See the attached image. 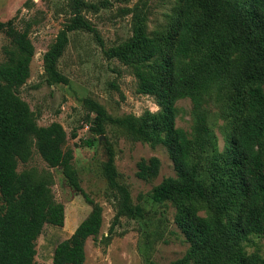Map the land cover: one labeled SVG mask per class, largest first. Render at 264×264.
<instances>
[{"label":"trees","instance_id":"trees-1","mask_svg":"<svg viewBox=\"0 0 264 264\" xmlns=\"http://www.w3.org/2000/svg\"><path fill=\"white\" fill-rule=\"evenodd\" d=\"M142 1L144 6L149 2ZM146 21L144 11L132 38L111 47L108 55L131 68L137 91L153 96L160 110L116 121L134 139L167 149L176 175L156 185L152 198L172 202L175 222L190 243L182 258L150 264H264L258 251L247 250L255 236H264V0H181L163 31L150 32ZM84 27L90 28L82 17L75 18L44 54L48 83L67 82L58 62L68 33ZM0 32L10 39L0 63V264H34L44 226L65 223V206L52 192V174L18 170L20 162L31 159L34 146L92 205L72 235L57 244L52 260L84 264L86 242L98 238L104 208L81 184L64 126L58 121L40 125L20 96L35 55L29 28L18 29L12 18L0 20ZM183 98L193 102L191 133L176 124L177 101ZM88 105L96 113L92 130L104 134L110 119L105 108L92 100ZM213 107L224 121L222 151L210 123ZM138 168L140 178L152 180L161 161L141 159ZM106 169L115 181L112 153ZM121 190L119 214L138 215L142 209L133 206L126 187Z\"/></svg>","mask_w":264,"mask_h":264},{"label":"rangeland","instance_id":"rangeland-1","mask_svg":"<svg viewBox=\"0 0 264 264\" xmlns=\"http://www.w3.org/2000/svg\"><path fill=\"white\" fill-rule=\"evenodd\" d=\"M180 1L149 0L144 6L142 0H0V20L14 18L18 29L28 27L35 46L31 74L20 88V96L30 104L40 125L58 121L64 126L81 184L104 208V224L98 238L90 237L86 242L84 264L170 263L182 258L190 247L175 222L172 202H155L152 198L156 185L176 175L167 149L162 144L134 139L116 121L132 115L142 117L148 111L155 113L160 107L153 96L137 91L131 68L108 55L111 47L132 38L137 17L144 11L150 32L166 29ZM78 17L90 28L68 33L69 43L58 62L67 82L50 84L44 54L60 31ZM9 43L8 36L0 32V63L6 58L4 49ZM88 100L101 104L110 118L104 123V134L92 130L96 113ZM177 107V126L191 133L193 102L183 98L177 101ZM210 123L222 151L226 145L224 121L218 117L216 107L212 108ZM91 141L93 144H89ZM111 153L117 173L115 181L110 180L106 169ZM153 156L161 161L160 172L152 180H144L137 175L138 162ZM30 168L52 174L54 198L65 206L64 225L46 224L36 242L34 264H52L57 244L72 235L90 214L92 205L69 185L60 167H50L44 161L36 146L31 159L20 162L18 170ZM121 187L129 191L133 206L142 209L138 215L119 214L123 202ZM253 239L247 245L248 252L258 251L264 257V236Z\"/></svg>","mask_w":264,"mask_h":264}]
</instances>
